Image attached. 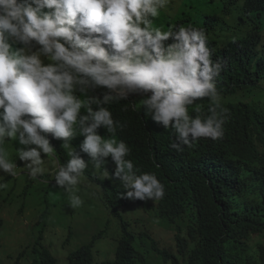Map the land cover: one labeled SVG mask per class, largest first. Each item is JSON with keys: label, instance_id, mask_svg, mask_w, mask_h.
Masks as SVG:
<instances>
[{"label": "clouds", "instance_id": "9594fccd", "mask_svg": "<svg viewBox=\"0 0 264 264\" xmlns=\"http://www.w3.org/2000/svg\"><path fill=\"white\" fill-rule=\"evenodd\" d=\"M172 2L0 0V172L16 177L24 169L29 179L38 180L49 171L45 162L50 158L56 165L55 186L77 209L84 204L77 186L89 164L103 169L108 179V160L115 165L112 178L123 188L117 199L128 200V206L145 205L153 213L150 202L162 200L165 187L155 173L140 172L127 158L131 149L121 136L124 126L111 106L128 101L132 111L142 110L145 119L171 129V147L177 152L201 138L222 139L228 116L216 85L225 63L213 59L206 30L191 24L164 30L155 24ZM136 96L141 97L138 105L129 100ZM205 99L207 115L199 103ZM192 106L195 116L189 114ZM56 140L67 149L64 163L55 151ZM7 187L5 175L0 176V190ZM124 208L115 215L121 218ZM36 241L17 257L33 255ZM93 246L84 248L92 251ZM176 257L184 258L179 252Z\"/></svg>", "mask_w": 264, "mask_h": 264}, {"label": "trees", "instance_id": "16d2710c", "mask_svg": "<svg viewBox=\"0 0 264 264\" xmlns=\"http://www.w3.org/2000/svg\"><path fill=\"white\" fill-rule=\"evenodd\" d=\"M155 24L164 30L189 24L206 30L213 59L225 63L216 79L220 107L228 110L224 137L201 138L177 152L171 147V129L121 101L111 111L124 126L121 136L131 149L127 158L140 172L155 173L164 185L165 196L154 201L153 215L176 232L185 264H264V0H173ZM132 99L138 105L141 97ZM199 103L207 115L208 101ZM195 107L189 108L192 116ZM61 144L57 141L54 148L64 163L69 157ZM88 174L113 212L128 206V200L117 199L123 192L118 179L104 180L102 169ZM42 241L41 235L30 264H57ZM134 242L135 236L127 233L115 260L102 264H137L143 256ZM164 257L180 264L167 250ZM69 264H94L92 251L70 255Z\"/></svg>", "mask_w": 264, "mask_h": 264}, {"label": "rangeland", "instance_id": "374dc122", "mask_svg": "<svg viewBox=\"0 0 264 264\" xmlns=\"http://www.w3.org/2000/svg\"><path fill=\"white\" fill-rule=\"evenodd\" d=\"M73 143L78 150L79 144ZM6 147L14 157L16 154L11 145ZM13 147L17 145L14 143ZM85 159H88L86 155ZM16 162L18 167L23 166L18 159ZM45 167L49 171L38 180L29 179L24 169H19L21 174L16 177L0 172V176L5 175L8 183L7 189L0 190V219L4 220V226L0 229L2 264H30L33 255L27 253L23 259L17 255L41 235L44 245L57 258L58 264H69L71 254L92 243L94 264L114 261L125 230L135 236L134 245L143 256L137 264H171L163 261L161 253L164 250L178 256L176 232L165 223L157 221L145 205H130L120 212L121 218L115 215L111 207L101 199V189L89 178V171L96 174L101 169H94L89 164L77 186V194L84 200V204L72 209L69 207L68 195L57 188L52 180L55 163L46 158ZM105 168L109 178L105 179L103 175V179L114 181L112 173L115 165L107 160ZM150 205L154 207L156 203L150 202ZM100 233H104V236L95 240ZM9 256L13 258L8 259ZM179 261L185 264L184 258L180 257Z\"/></svg>", "mask_w": 264, "mask_h": 264}]
</instances>
